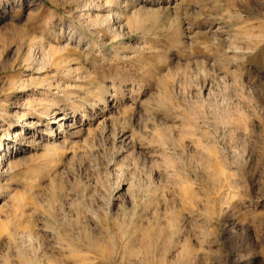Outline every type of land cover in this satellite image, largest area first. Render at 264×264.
I'll return each instance as SVG.
<instances>
[{
	"label": "rangeland",
	"instance_id": "1",
	"mask_svg": "<svg viewBox=\"0 0 264 264\" xmlns=\"http://www.w3.org/2000/svg\"><path fill=\"white\" fill-rule=\"evenodd\" d=\"M1 143L0 264H264V0H0Z\"/></svg>",
	"mask_w": 264,
	"mask_h": 264
},
{
	"label": "bare ground",
	"instance_id": "2",
	"mask_svg": "<svg viewBox=\"0 0 264 264\" xmlns=\"http://www.w3.org/2000/svg\"><path fill=\"white\" fill-rule=\"evenodd\" d=\"M24 120H25V117H24V119H23V123H24ZM65 121H66V119H64L63 117L60 118V120H59V122H61L60 129L63 128V127H68V126H69V125H66L67 121H66V122H65ZM67 124H68V123H67ZM22 127H24V126L21 125L20 127H17V128L19 129V128H22ZM70 129H72V128H70ZM53 131H54V130H53ZM53 131L50 132V135H49L50 138L57 137V134H56L55 132H54L55 134L52 133ZM56 131H57V130H56ZM63 131L65 132V130H63ZM59 133H60V132H59ZM59 133H58V134H59ZM0 145H2V143H1ZM1 149H2V147H0V151H1ZM0 157H2V156H0ZM88 245H89V248H90L89 250H91L90 244H88ZM92 246H93V245H92ZM94 247H95V246H94ZM94 247H93V248H94ZM93 248H92V250H94ZM81 250H82V249H81ZM95 250H96V249H95ZM99 250H100V249H99ZM101 252H102V251H101ZM79 253H80V252H79ZM81 254H82V253H81ZM57 262H58V261H57ZM53 263H54V262H53Z\"/></svg>",
	"mask_w": 264,
	"mask_h": 264
}]
</instances>
